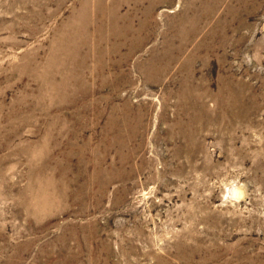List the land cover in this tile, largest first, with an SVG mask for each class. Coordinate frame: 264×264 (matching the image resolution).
I'll return each mask as SVG.
<instances>
[{"label": "rangeland", "instance_id": "obj_1", "mask_svg": "<svg viewBox=\"0 0 264 264\" xmlns=\"http://www.w3.org/2000/svg\"><path fill=\"white\" fill-rule=\"evenodd\" d=\"M0 264H264V0H0Z\"/></svg>", "mask_w": 264, "mask_h": 264}, {"label": "bare ground", "instance_id": "obj_2", "mask_svg": "<svg viewBox=\"0 0 264 264\" xmlns=\"http://www.w3.org/2000/svg\"><path fill=\"white\" fill-rule=\"evenodd\" d=\"M239 192L238 191H235V194L238 196L239 194H238Z\"/></svg>", "mask_w": 264, "mask_h": 264}]
</instances>
